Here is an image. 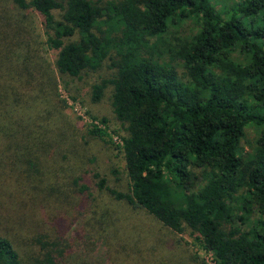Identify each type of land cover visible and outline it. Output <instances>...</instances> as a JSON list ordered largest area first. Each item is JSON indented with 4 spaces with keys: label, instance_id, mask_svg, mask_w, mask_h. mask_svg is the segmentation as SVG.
Masks as SVG:
<instances>
[{
    "label": "trees",
    "instance_id": "16d2710c",
    "mask_svg": "<svg viewBox=\"0 0 264 264\" xmlns=\"http://www.w3.org/2000/svg\"><path fill=\"white\" fill-rule=\"evenodd\" d=\"M191 20L196 32L173 31ZM104 68L112 75L91 99L112 90L129 183L111 195L190 231L216 264H264V0H241L227 18L210 0H0V175L40 181L65 134L46 107L60 102L56 72L75 81ZM92 120L86 135L113 144L108 121ZM252 126L260 135L244 154ZM132 225L119 238L146 232ZM39 240L45 253L24 259L0 234V264H56Z\"/></svg>",
    "mask_w": 264,
    "mask_h": 264
},
{
    "label": "rangeland",
    "instance_id": "374dc122",
    "mask_svg": "<svg viewBox=\"0 0 264 264\" xmlns=\"http://www.w3.org/2000/svg\"><path fill=\"white\" fill-rule=\"evenodd\" d=\"M210 1L227 18L241 0ZM34 20L43 33L41 18L34 15ZM197 29V23L191 20L173 31L189 35ZM43 55L55 72L56 52L45 47ZM111 75L112 71L104 68L72 81L56 72L60 102L51 96L46 107L58 122L55 126L65 133L64 140L54 153L44 156L40 181L29 182L21 170L22 176L10 170L7 173L13 176L0 175V234L15 243L24 259L45 253L38 242L42 239L48 243L56 264H216L211 254L200 249L190 231L173 233L144 211L117 201L109 192H127L129 185L117 148L124 130L111 107L112 90H107L99 102L91 99L92 86ZM94 118L108 121L106 130L113 144L86 135ZM259 135L253 126L246 130L244 154ZM102 179L103 189L99 184ZM82 186L87 190L81 191ZM125 222L133 223V228L142 226L146 232L137 235L131 229L129 239L119 238L117 226Z\"/></svg>",
    "mask_w": 264,
    "mask_h": 264
}]
</instances>
